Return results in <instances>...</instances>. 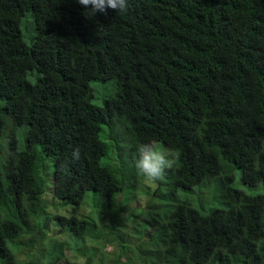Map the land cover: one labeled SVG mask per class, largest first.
I'll list each match as a JSON object with an SVG mask.
<instances>
[{"label": "trees", "instance_id": "1", "mask_svg": "<svg viewBox=\"0 0 264 264\" xmlns=\"http://www.w3.org/2000/svg\"><path fill=\"white\" fill-rule=\"evenodd\" d=\"M91 9L0 0V264H264V0ZM154 139L179 159L145 185Z\"/></svg>", "mask_w": 264, "mask_h": 264}, {"label": "clouds", "instance_id": "2", "mask_svg": "<svg viewBox=\"0 0 264 264\" xmlns=\"http://www.w3.org/2000/svg\"><path fill=\"white\" fill-rule=\"evenodd\" d=\"M78 2L84 6L91 5V13L93 15L96 11L103 12L108 8L116 10L117 13H124L128 10V0H78ZM155 140L157 139L152 140L151 143L141 142L136 145L137 159L134 166L138 174L143 177L145 185L155 184L163 179L166 170L173 168L179 159V153L176 150L168 149L165 151L164 149L157 148L153 144ZM160 141L167 145L166 142ZM79 156V149H74L72 159L78 160ZM84 206H89L92 209L91 205L87 203L82 205L81 209ZM81 213H83L82 210Z\"/></svg>", "mask_w": 264, "mask_h": 264}, {"label": "rangeland", "instance_id": "3", "mask_svg": "<svg viewBox=\"0 0 264 264\" xmlns=\"http://www.w3.org/2000/svg\"><path fill=\"white\" fill-rule=\"evenodd\" d=\"M91 87H92V90H93V93H94V97L91 100L92 103L95 104V105H99V106L102 105L103 104V101H102L103 96L106 95L109 92V89H110L109 83L108 82H101V81H93V82H91ZM15 134H16V137H17V139L19 141V145H21L22 144V137H21V134H20V129H18ZM153 144L157 148L164 149L165 151L168 150V146L166 144L161 143L160 140H155ZM236 174H237V176L239 175L238 171H236ZM45 183L48 184L49 181L46 180ZM49 184H52V183L50 182ZM236 184L239 185V186L245 187L244 185H242L239 182L238 177H237V180L235 182V185ZM198 192L201 193V195H203L205 198H211L210 195L212 194L213 189L211 188V185H206V186H204V188H201ZM142 193H143V190L141 191V195L139 196L140 198H144L145 197ZM48 194L51 196L50 193H48ZM55 199H56L57 202L58 201L61 202L60 199H58V198H55ZM141 201L143 202L142 199H141ZM85 203L91 205L90 201L88 199H86L81 205H84ZM210 205L213 206V204H210ZM71 209H72V206L70 204H63V206L61 208H59V211H60L61 214L65 215V216H70L71 212H72ZM89 209H90L89 206H84L81 210H82V212L85 213ZM81 210L79 211V213H81ZM92 215H94L95 219L98 220L95 210L92 211L90 216H92ZM85 238L89 239L88 236H86ZM105 249L106 250H112L113 247L111 245H107ZM46 252H48L49 255L44 253L43 255L41 254V256H39V254H35V256H33L34 258H36L38 260L37 263L40 262L41 264H48L51 261V259H53V256H52V254L50 252V248H46ZM64 254H66V255L70 254L69 248L65 249ZM25 257H26L25 255H23L21 257H18L19 264H24L23 260H24Z\"/></svg>", "mask_w": 264, "mask_h": 264}]
</instances>
